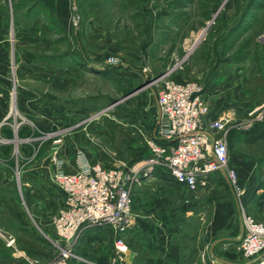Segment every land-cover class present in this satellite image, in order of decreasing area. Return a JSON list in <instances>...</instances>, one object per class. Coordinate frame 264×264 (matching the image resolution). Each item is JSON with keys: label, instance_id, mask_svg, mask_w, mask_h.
Returning <instances> with one entry per match:
<instances>
[{"label": "rangeland", "instance_id": "374dc122", "mask_svg": "<svg viewBox=\"0 0 264 264\" xmlns=\"http://www.w3.org/2000/svg\"><path fill=\"white\" fill-rule=\"evenodd\" d=\"M68 6L63 22L42 0H0V178L23 180L16 203L31 238L9 236L11 249L44 253L24 264H49L65 251L66 264H248L237 249L235 192L218 175L187 189L152 170L132 186L124 231L91 225L70 248L52 221L66 201L56 160L72 174L79 153L120 170L153 155L154 95L169 75L204 87L210 120H230V168L245 213L264 224V0Z\"/></svg>", "mask_w": 264, "mask_h": 264}, {"label": "built area", "instance_id": "2783aa9c", "mask_svg": "<svg viewBox=\"0 0 264 264\" xmlns=\"http://www.w3.org/2000/svg\"><path fill=\"white\" fill-rule=\"evenodd\" d=\"M204 87L197 83H179L171 76L161 79L157 90V140L153 155L127 170L91 165L83 153L77 155V171L67 174L61 160H56V181L64 190L63 209L53 224L60 240L71 247L88 226H108L124 231L131 217V189L142 175L163 170L172 180L187 189L206 185L213 176L226 174L235 192L242 224L237 246L248 264H264V224L245 213L237 174L230 168L227 130L230 120L219 117L207 120L210 113L203 97ZM144 170L141 174L140 170ZM140 176V177H139ZM14 242L10 240V244ZM116 248L126 246L119 239ZM49 264H66L68 252Z\"/></svg>", "mask_w": 264, "mask_h": 264}, {"label": "crops", "instance_id": "0c3cea01", "mask_svg": "<svg viewBox=\"0 0 264 264\" xmlns=\"http://www.w3.org/2000/svg\"><path fill=\"white\" fill-rule=\"evenodd\" d=\"M42 2L45 5L49 4L50 6H52L57 12L58 18H60L63 22L68 21V17H69L68 0H42ZM202 95L204 99L206 100V96H207L206 91ZM154 97H155L156 107H157L156 93ZM210 119L211 118L209 115L207 117V120L209 121ZM149 138L152 141L157 140L156 127L153 128ZM72 169L73 171L77 169L76 164L74 162L72 164ZM159 174H157L159 175V177L157 175L156 176L160 178L161 180H166V181H169L174 186L185 188L184 186L175 183L169 174L167 173H164V174L159 173ZM217 175L220 176V179L226 184L228 188H230L229 181H228L226 174L219 173ZM20 182H23V180L21 181L20 178H16V179L0 178V198L3 196L8 198L7 202L0 200V253L3 255V257L0 256V264H22V263L24 264V262H27L29 255H32L33 253L35 254L39 253V257L41 258H43L44 256L43 252L41 251L38 252L31 248L28 249L27 251L28 254L23 253L21 252V250H18L16 248L11 249L13 246L9 244V236L10 238L12 236H14L15 238L16 236L17 238L19 237L20 243L31 242L27 222L24 221V216L22 214V211L20 207L18 206V204L16 203V196H17L16 188H18L21 185ZM32 186H34L33 192H38L37 184L36 185L32 184ZM231 192L233 194L232 188H231ZM233 197H234V194H233ZM2 218H6V219H2ZM10 219H14L15 223L10 224L9 222ZM17 223H19V225ZM25 234H27V236ZM20 236H22L23 238ZM34 238L38 239V237H34ZM4 254H7L6 257H4Z\"/></svg>", "mask_w": 264, "mask_h": 264}, {"label": "trees", "instance_id": "16d2710c", "mask_svg": "<svg viewBox=\"0 0 264 264\" xmlns=\"http://www.w3.org/2000/svg\"><path fill=\"white\" fill-rule=\"evenodd\" d=\"M177 81H178V82H180V80H179V79H177Z\"/></svg>", "mask_w": 264, "mask_h": 264}]
</instances>
